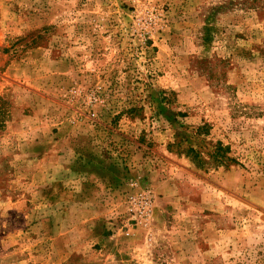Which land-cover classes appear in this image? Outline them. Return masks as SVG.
<instances>
[{"label": "rangeland", "instance_id": "374dc122", "mask_svg": "<svg viewBox=\"0 0 264 264\" xmlns=\"http://www.w3.org/2000/svg\"><path fill=\"white\" fill-rule=\"evenodd\" d=\"M0 264H264V0H0Z\"/></svg>", "mask_w": 264, "mask_h": 264}]
</instances>
